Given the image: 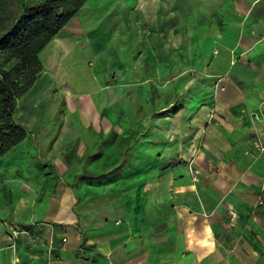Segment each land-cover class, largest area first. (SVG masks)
<instances>
[{"label": "crops", "instance_id": "obj_1", "mask_svg": "<svg viewBox=\"0 0 264 264\" xmlns=\"http://www.w3.org/2000/svg\"><path fill=\"white\" fill-rule=\"evenodd\" d=\"M132 33L186 85L184 106L156 127V171L142 175L156 182L76 175L51 189L67 125L52 147L27 148L46 123L32 109L38 79L15 115L31 137L0 158V264H264V0H86L40 60L61 66L85 34L113 68Z\"/></svg>", "mask_w": 264, "mask_h": 264}, {"label": "rangeland", "instance_id": "obj_2", "mask_svg": "<svg viewBox=\"0 0 264 264\" xmlns=\"http://www.w3.org/2000/svg\"><path fill=\"white\" fill-rule=\"evenodd\" d=\"M142 34H129L113 68L96 57L85 34L60 53L61 66L53 62L43 68L39 80H46V90L32 109L46 123L32 130L27 148L32 146L36 155L43 139H51L52 147L67 125L68 140L57 156L59 170L49 175L51 189L71 184L76 175L79 183L115 187L156 182L154 174L142 176L156 171V127L184 106L186 85L170 83L171 67L153 63ZM25 99H17V109ZM43 106L52 107V113L45 116ZM25 118L15 116L17 122ZM136 173L141 176L132 178Z\"/></svg>", "mask_w": 264, "mask_h": 264}, {"label": "trees", "instance_id": "obj_3", "mask_svg": "<svg viewBox=\"0 0 264 264\" xmlns=\"http://www.w3.org/2000/svg\"><path fill=\"white\" fill-rule=\"evenodd\" d=\"M85 1L0 0V158L31 137L15 120L16 101L31 90L43 71L42 48ZM35 164L41 167L42 163L37 159Z\"/></svg>", "mask_w": 264, "mask_h": 264}, {"label": "built area", "instance_id": "obj_4", "mask_svg": "<svg viewBox=\"0 0 264 264\" xmlns=\"http://www.w3.org/2000/svg\"><path fill=\"white\" fill-rule=\"evenodd\" d=\"M253 116L257 117V115H255V114ZM263 149H264V146H261L260 151H262ZM230 213H231V216H235V214L233 212H230ZM63 240H65V239H63Z\"/></svg>", "mask_w": 264, "mask_h": 264}]
</instances>
